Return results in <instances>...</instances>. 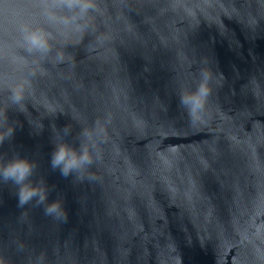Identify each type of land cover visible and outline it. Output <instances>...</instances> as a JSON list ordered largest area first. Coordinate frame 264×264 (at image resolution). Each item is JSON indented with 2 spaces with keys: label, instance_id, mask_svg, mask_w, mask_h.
<instances>
[{
  "label": "water",
  "instance_id": "water-1",
  "mask_svg": "<svg viewBox=\"0 0 264 264\" xmlns=\"http://www.w3.org/2000/svg\"><path fill=\"white\" fill-rule=\"evenodd\" d=\"M175 2V0H172ZM49 0H0V86L28 79L25 110L9 107L0 157L35 163L48 201L18 206L0 182V256L10 264H264V0H98L67 37ZM55 34L47 59L21 47L22 29ZM65 53L63 62L57 54ZM21 57L13 66L12 55ZM213 73L193 124L179 104ZM0 87V108L7 95ZM103 128L99 158L78 179L51 167L59 139ZM69 129L65 135L64 130ZM60 199L67 219L44 212Z\"/></svg>",
  "mask_w": 264,
  "mask_h": 264
},
{
  "label": "clouds",
  "instance_id": "clouds-1",
  "mask_svg": "<svg viewBox=\"0 0 264 264\" xmlns=\"http://www.w3.org/2000/svg\"><path fill=\"white\" fill-rule=\"evenodd\" d=\"M167 7L174 13H184L192 19L189 10L192 13L204 14L196 0H166ZM50 12V18L55 20L63 32L68 35L74 27L75 31H83L91 24L93 19L92 13L99 7L98 0H49L47 4ZM22 44L24 51L29 55H36L42 59H47L54 48L55 34L48 27L43 25H27L22 29ZM21 57L12 55L11 64L15 66ZM65 59L64 51L57 54L58 62ZM213 73L210 69H203L200 72V79L195 90H184L179 96L180 106L187 112L193 124L199 123L209 104V98L213 92ZM2 91L10 93L6 97L4 106L0 108V144L6 139H10L14 133V127L8 124L7 111L9 107H17L19 110H25L24 101L29 95L31 83L28 79H20L10 83L7 79L2 83ZM69 129L64 130V134H69ZM103 128L99 122L94 126L86 127L80 133L82 137L79 148L59 139L56 143L55 150L51 158V167L53 170L58 169L62 176L68 177L75 173L78 179L83 180L85 175L91 178L89 172L90 166L99 158L97 152L98 145L101 143ZM36 165L27 158H21L18 155L11 159L0 157V182H11L17 186L18 206L24 207L35 200L36 206L44 205L48 201V189L43 181L33 183L30 179L35 171ZM44 212L55 219H67V213L63 208L60 199L47 203ZM43 264L44 256L37 258ZM0 264H10L9 260L0 256Z\"/></svg>",
  "mask_w": 264,
  "mask_h": 264
}]
</instances>
